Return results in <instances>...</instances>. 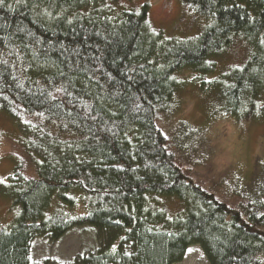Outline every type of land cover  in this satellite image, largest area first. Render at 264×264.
I'll return each instance as SVG.
<instances>
[{"label":"trees","instance_id":"1","mask_svg":"<svg viewBox=\"0 0 264 264\" xmlns=\"http://www.w3.org/2000/svg\"><path fill=\"white\" fill-rule=\"evenodd\" d=\"M179 1L207 20L189 39L155 32L148 2L0 6V111L17 123L32 165L17 162L1 184L18 210L0 224V264H30L33 239L56 242L84 227L109 242L74 264H176L194 245L209 264H264V179L217 194L185 161L199 133L180 120L169 137L160 122L179 74L193 72L206 89L211 60L238 39L246 60L211 90L234 119L264 115V0ZM161 197L182 213L166 216Z\"/></svg>","mask_w":264,"mask_h":264},{"label":"rangeland","instance_id":"2","mask_svg":"<svg viewBox=\"0 0 264 264\" xmlns=\"http://www.w3.org/2000/svg\"><path fill=\"white\" fill-rule=\"evenodd\" d=\"M145 2L149 4L147 18L150 26L166 38H192L207 24L204 17L186 10L179 0H119L117 5L138 9ZM248 53L247 44L238 39L213 58L214 71L204 79L209 85L206 89L196 80L197 75L182 71L174 94L175 105L160 120L164 133L169 137L180 120L199 133V137L191 141L193 143L186 144L185 161L192 166L201 183L227 197L231 189L246 193L252 189L253 182L259 183L264 179L257 178L264 170V115L234 119L222 111L217 92L211 90V83L229 69L243 64ZM260 99L264 103V91ZM24 143L17 123L0 111V188L17 162L32 171ZM156 205L170 218L183 211L182 205L173 198L161 197ZM16 208L0 197L1 225L9 226L18 210ZM108 240L107 235H100L89 227L72 229L56 242L35 238L30 246V264H74L77 259L103 249ZM176 264L209 263L201 248L194 245Z\"/></svg>","mask_w":264,"mask_h":264},{"label":"snow or ice","instance_id":"3","mask_svg":"<svg viewBox=\"0 0 264 264\" xmlns=\"http://www.w3.org/2000/svg\"><path fill=\"white\" fill-rule=\"evenodd\" d=\"M17 2H19V0H17ZM5 3V0H0V6H3Z\"/></svg>","mask_w":264,"mask_h":264}]
</instances>
